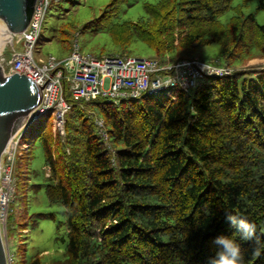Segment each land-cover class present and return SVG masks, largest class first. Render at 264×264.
<instances>
[{
  "label": "trees",
  "instance_id": "trees-1",
  "mask_svg": "<svg viewBox=\"0 0 264 264\" xmlns=\"http://www.w3.org/2000/svg\"><path fill=\"white\" fill-rule=\"evenodd\" d=\"M251 1L158 0L145 4L146 20L108 30L122 49L137 40L153 58L173 61L217 44L224 66L235 69L229 76L206 77L189 93L118 104L75 100L65 82V137L47 122L36 134L46 194L64 209L68 231L64 258L54 264H207L218 235L241 245L243 264H264V252L253 257V243L226 219L254 223L264 244V69H243L264 57V24L246 12ZM258 3L264 10V0Z\"/></svg>",
  "mask_w": 264,
  "mask_h": 264
},
{
  "label": "rangeland",
  "instance_id": "rangeland-1",
  "mask_svg": "<svg viewBox=\"0 0 264 264\" xmlns=\"http://www.w3.org/2000/svg\"><path fill=\"white\" fill-rule=\"evenodd\" d=\"M242 1L235 0L234 5ZM157 2L158 0L53 1L34 51L35 59L37 62L50 56L64 59L72 53L76 44L82 54H91L98 58L117 54L142 59L153 58L155 53L141 41H133L126 49H122L115 44L108 30L115 23L146 20L145 4ZM258 4V0H252L246 12L254 13L258 22L264 24V10L257 11ZM106 11L108 14H105ZM232 14L233 11L229 10L220 19L225 22ZM0 23L5 24L2 19ZM19 42L17 40L16 50L21 49ZM2 50L0 57L4 55L9 60L12 56L9 43L3 44ZM194 57L211 65H225L221 59V46L217 44L195 48ZM169 59L173 61L172 58ZM243 69H264V57L249 61ZM167 95L169 92L162 96ZM46 122L52 124L53 117L47 115L35 123L21 138L17 150L16 200L7 219V232L1 227L9 264H20L22 260L30 264L36 258L42 264H54L64 258L68 242L64 209L48 199V169L42 146L36 140L37 132ZM33 141L34 145L28 151L26 147ZM52 215L56 218L53 219Z\"/></svg>",
  "mask_w": 264,
  "mask_h": 264
},
{
  "label": "built area",
  "instance_id": "built-area-1",
  "mask_svg": "<svg viewBox=\"0 0 264 264\" xmlns=\"http://www.w3.org/2000/svg\"><path fill=\"white\" fill-rule=\"evenodd\" d=\"M53 1L62 0L35 1L27 28L19 34L11 35V58L6 60L4 55L0 57L4 76L20 73L40 88L39 105L31 111L26 123L12 138L0 174V228L3 226L6 232L7 216L15 190L14 172L20 140L35 123L47 115L53 117V134L65 137L66 115L71 109L65 97V82L75 100L88 102L105 99L118 104L142 96L156 98L178 89L189 93L206 77L229 76L235 71L228 66L205 63L196 57L177 61L169 58L142 59L120 54L98 58L82 54L78 44L64 59L50 56L37 62L34 51ZM17 40L21 44L20 50L15 48ZM96 125L104 139H107L102 131L103 120L96 119Z\"/></svg>",
  "mask_w": 264,
  "mask_h": 264
},
{
  "label": "water",
  "instance_id": "water-1",
  "mask_svg": "<svg viewBox=\"0 0 264 264\" xmlns=\"http://www.w3.org/2000/svg\"><path fill=\"white\" fill-rule=\"evenodd\" d=\"M36 0H0V19L11 35L23 32ZM40 102V88L20 73L4 76L0 65V174L8 146ZM0 228V264H9Z\"/></svg>",
  "mask_w": 264,
  "mask_h": 264
},
{
  "label": "clouds",
  "instance_id": "clouds-1",
  "mask_svg": "<svg viewBox=\"0 0 264 264\" xmlns=\"http://www.w3.org/2000/svg\"><path fill=\"white\" fill-rule=\"evenodd\" d=\"M226 219L234 229V233L239 234V238L245 242H252V256L259 257L264 252V244L257 234V227L244 217L228 214ZM264 231V229H262ZM217 251L214 256L207 260V264H243L244 257L241 245L234 239L226 235H218L213 240Z\"/></svg>",
  "mask_w": 264,
  "mask_h": 264
},
{
  "label": "bare ground",
  "instance_id": "bare-ground-1",
  "mask_svg": "<svg viewBox=\"0 0 264 264\" xmlns=\"http://www.w3.org/2000/svg\"><path fill=\"white\" fill-rule=\"evenodd\" d=\"M12 38L13 37L6 29L5 24L0 23V44H1L0 52L2 50L3 44L7 45L12 40Z\"/></svg>",
  "mask_w": 264,
  "mask_h": 264
}]
</instances>
